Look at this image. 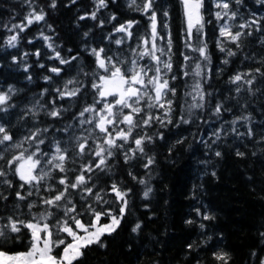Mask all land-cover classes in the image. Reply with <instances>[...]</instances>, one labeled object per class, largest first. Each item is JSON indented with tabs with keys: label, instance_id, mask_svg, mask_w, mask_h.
I'll return each mask as SVG.
<instances>
[{
	"label": "trees",
	"instance_id": "16d2710c",
	"mask_svg": "<svg viewBox=\"0 0 264 264\" xmlns=\"http://www.w3.org/2000/svg\"><path fill=\"white\" fill-rule=\"evenodd\" d=\"M51 2L0 0V92L9 96L6 103L0 105L6 109L0 111V125L17 142L36 128H47L40 135L45 141L40 149L48 153L47 157H40L44 162L42 166L47 170L46 160L54 154L59 142L62 149H68L66 172L52 169V178L43 181L39 193L33 190V195L25 201L16 199L15 192L20 190L21 182L10 173L8 179L12 180L13 188L0 185V193L8 197L7 201L0 199V216L13 215L24 220L38 216L45 210L40 198L62 190L63 186L57 183L62 176L74 182L81 165L92 164L97 159L92 150L97 143L103 144L104 134L95 129L94 123L81 124L80 121L98 117L95 112L79 116L85 107L99 99L92 83H99V74L103 73L96 68L92 49H104L102 57H113V63L123 61L121 66L125 69H131V62L136 60L139 66L152 69L148 72L151 77L155 62L148 55L140 59L137 53L152 49L150 16L154 11L155 46L164 50L163 56L159 51L156 55L172 65L170 71L164 70L169 87L176 89L175 96L167 93L165 97L172 100V110L165 117L163 109H148L146 102L141 101L144 111L137 120L151 114L160 116L164 123L153 119L149 126L134 128L127 143L117 140L123 147L112 149L107 167L100 170L93 164L94 170L85 173L84 187H92L91 195L83 188L68 190L76 213L87 226L94 220L88 211L89 205L96 211H110L120 216L121 204L111 191L113 184L127 193V205L119 226L101 237L105 246L92 244L81 249L83 256L73 264H224L215 258L217 253L226 254L227 264H261L264 261V3L202 0V19L193 26L189 36L181 0H154L147 13L130 7V0H106L107 7L101 9L96 8V0H75V3L56 0L55 7L50 6ZM136 2L142 7L146 0ZM224 3L229 5L227 9L216 6ZM94 11L96 18L92 19ZM32 12H43L44 19L34 21L22 32L13 27L26 24V17ZM217 12L222 14L219 20ZM232 13L235 17L229 18ZM81 16L85 18L80 19ZM253 20L257 23H251ZM128 21L133 22L128 30L131 36L115 30ZM246 22L249 27H239ZM224 25H228L232 33H243L239 46L221 36ZM41 33L50 37L47 43ZM12 35H17L15 47L7 43ZM116 40L122 43L117 45ZM48 43L53 45L52 49ZM201 47H205L207 59L200 55ZM228 50L235 55L229 56ZM56 52L70 63L61 64L53 58ZM185 56L189 59L185 60ZM197 64L200 65L199 76L195 75ZM160 66L163 68L162 64ZM54 67L60 69L59 74L50 71ZM94 72L97 74L93 75ZM236 75H241L242 79L233 83ZM173 76L176 79H171ZM45 77L50 79L45 80ZM69 80L73 83L67 85L68 89L80 88V92L60 98L57 89L65 90ZM249 80L251 84L247 83ZM197 82L204 93L203 101L194 90ZM9 88L13 91L9 92ZM113 99L108 97L109 101ZM193 103H202L203 107L193 108ZM218 104L221 111L216 113ZM102 107V103L95 105L97 110ZM54 108L61 110L57 117L48 114ZM123 111L127 113L129 109ZM182 117L188 123L181 122ZM118 127L123 129L126 125ZM109 130L115 132L111 126ZM143 136L152 139L144 141L143 153H133L135 139ZM74 137L88 138L83 156L78 155ZM4 147L0 145V151ZM24 149L33 152L35 144L24 143L21 149L4 152L0 167L7 170L6 159ZM125 152L132 157L127 162ZM149 158L153 163L146 168ZM141 179L144 184L139 182ZM49 185L54 191L44 190ZM149 187L152 191L145 198L143 193ZM27 190L26 186L22 194L27 196ZM96 193L107 203H98ZM29 202L37 205L31 213L27 207ZM49 210L54 212L50 223L55 224L63 217L62 209ZM110 218L102 215L100 222H108ZM137 223L141 227L133 232ZM72 227L78 230L75 225ZM59 238L65 243L72 241L66 233H60ZM27 246L28 240L24 239L23 243L9 242L5 250L23 252ZM62 248L63 245L54 248L53 252L59 255Z\"/></svg>",
	"mask_w": 264,
	"mask_h": 264
},
{
	"label": "snow or ice",
	"instance_id": "6c2138e0",
	"mask_svg": "<svg viewBox=\"0 0 264 264\" xmlns=\"http://www.w3.org/2000/svg\"><path fill=\"white\" fill-rule=\"evenodd\" d=\"M237 3H240V0H236ZM258 2L264 3V0H258ZM75 3V0H73ZM154 0H146L143 3L142 7L137 4L136 0H130L129 6H135L136 10L142 11L144 13L149 12L152 8V4ZM181 4L184 8L185 17L188 23V35L190 36L191 30L194 24H200L202 19L201 17V8H202V0H181ZM51 7L56 6V0H52ZM217 7H223L227 9L229 5L224 3L223 5L217 4ZM107 7L106 0H96V8L101 9ZM167 15V13H165ZM224 15H228V13H224ZM235 13H232L229 18H234ZM85 17L81 16L80 19H84ZM91 18H96V12L91 13ZM216 18L219 20L222 18V14L220 12L216 13ZM44 19V13L36 14L35 12L29 13L28 17H26V24H18L14 25V28H18L21 32L24 31L25 27L31 25L34 21L38 22ZM114 20L115 17L113 16ZM150 20L152 22V39L153 45L151 50H146L143 52H138L140 59H143L145 55L151 57V59L155 62L156 67L154 71V75L148 77V72L152 71L151 68L141 67L138 65L136 60H133L131 63L133 67L131 69H125L121 65L123 61H118L113 63V57H102L101 53L104 49H92L91 54L96 59V68L97 70H102L103 74H99V83L93 81L92 88L98 95L99 99L94 101V105L85 107L80 113L79 116L83 117L85 113L95 112L98 117L95 120L87 119L81 120L80 123H88L95 125V129H98L100 133H103V144H96V148L92 150V154L97 158L92 164L89 165H81L80 174L75 177V181H69L68 177L62 176L57 183L63 186L62 190H55L56 194L49 197H41L40 201L45 206V210L41 212L38 216L32 215L31 219L24 220L20 219L18 216L9 215L8 217L0 216V264H73V261L78 260L81 256H83V252L81 249L90 246L92 244H98L100 247H104L105 245L101 241V237L107 233L111 234L115 231L116 227L120 224V219L123 218V214L125 212V208L127 205V201L125 200L126 192L121 191L116 184L112 185L111 191L115 194L117 201L120 202V217L112 215L110 211L102 212L96 211L92 208L91 205L88 207V211H90L94 217V220L86 227L80 220L79 214L76 213V207L72 203V200L68 196L69 189H77L83 188V191L92 194V187H84L87 183L85 179V173L92 172L94 167L96 169L103 170L107 167V159L113 155V148H122V144H118L117 140L128 142L129 137L133 133V129L140 126H149L150 122L155 119L159 121L161 124L164 123V120L160 116H153L151 114H147L146 118L142 120H137L136 117L140 116V114L144 111L142 107H140L141 101L146 102V107L148 109L159 108L163 109L164 116L167 117L172 110V100L165 99L167 93H171L173 96L176 95V89L169 87V80L165 78L166 71H170L172 65L168 61H162L160 56L156 55V52L159 51L161 56L164 55L163 49H157L155 46V38L157 36L156 32V13L153 11ZM103 23V22H101ZM251 23L255 24L257 21L253 20ZM132 21H128L125 24H121L115 30L117 32H124L131 36V33L128 31L132 28ZM249 23H244L239 25L240 28L249 27ZM11 30V29H10ZM199 30V29H198ZM221 36H226L231 42L237 43L242 32L237 31L232 33L229 30L228 25H224L221 27ZM250 34V33H249ZM43 36V33H41ZM85 36L88 33L84 34ZM43 39L47 43L50 39L48 36H43ZM17 41V35H12L8 37L7 43L11 47H15V43ZM121 40H116V44H121ZM144 43H147L145 40ZM47 46L49 49L53 48V45L48 43ZM220 46V45H218ZM206 47V46H205ZM205 47H201L198 49L200 55L207 59L205 53ZM171 49V41L169 40V51ZM221 51H225V49L220 46ZM137 50L133 49V52ZM227 54L229 56L235 55L234 52L228 50ZM39 56V52L36 53ZM58 59L61 64L70 63V61L62 59L60 57L59 52L55 53L53 57ZM185 60L189 58L187 56L184 57ZM73 60L76 57L72 58ZM15 61V57L13 58ZM227 63V60L224 61ZM163 65V68L160 65ZM27 71V68L25 69ZM51 72L59 74V68H51ZM259 71V69H257ZM87 75V73H85ZM97 73H93L96 75ZM188 73L185 72V75ZM196 76L200 75V65H196ZM147 77V79H146ZM49 77H45V80H49ZM171 79H176L175 76L171 77ZM242 79L241 75H236L232 78V82L236 83ZM73 81L69 80L65 85V90L61 91L57 89L58 95L60 98L65 96H75L80 92V88H74L69 90L67 85L72 84ZM247 83L251 84L252 81L249 80ZM201 84L197 82L194 85V90L199 96L200 100L203 101L204 93L200 91ZM13 90L9 88V92ZM239 91V89H237ZM108 97H113L112 101L108 100ZM9 99V96L6 93L0 92V105H4L6 101ZM195 101V97H193ZM38 103V102H37ZM103 104V107L100 109H96V104ZM193 108L203 107L202 103H193L191 105ZM123 109H129L127 113L123 111ZM6 109L0 108V111H4ZM31 111V110H29ZM59 109H53L48 114L51 117H57L60 115ZM216 113L221 111V106L218 104L216 106ZM122 117V118H121ZM171 123V120H168ZM181 122L188 123L187 120L181 118ZM119 124H125L126 128H119ZM109 126L115 129V132L109 130ZM46 132L47 128L39 129L36 128L33 131H30L29 135L24 137L22 141H15L13 135H11L8 130L0 125V145L5 146L2 151H0V160H4V152H7L9 149H21L23 148L24 143L32 142L35 144V151L28 152L27 149L19 152V154H13L10 158L6 159V168L0 167V185H7L9 188H13L12 180L8 179L9 174L11 173L13 176L17 177L21 182L19 185L20 190L15 192L16 199L18 201H25L28 196L33 195V190L36 193L40 191V185L46 179L52 178V169H57L60 172H66L65 161L68 159L67 148H61L59 142L56 143L54 148V154L51 155L46 160L47 170L42 166L41 156H48V153L43 152L40 149V145L44 144V139L40 138L41 132ZM64 131H67L65 129ZM91 135V132L89 133ZM249 135H251V131H249ZM76 141V148H78V155L83 156L85 153L86 145H87V137H74ZM83 139V142H80ZM150 136H143L135 139V149L131 151L134 153L139 151L143 153L144 149L142 147L145 140L151 141ZM107 145V147H104ZM217 156H220V153H216ZM237 155H243V153H237ZM132 157L125 152V162H127ZM153 163V159L149 158L145 167L147 168L149 165ZM215 175V173H213ZM90 179V177H89ZM135 179V177H134ZM141 184H144L145 181L141 179L139 181ZM27 186V196L22 194L23 190ZM45 191H54L51 185L44 189ZM152 189L149 187L143 193L144 197L147 198ZM96 201L99 203L103 201V197L100 193H96ZM0 199L7 201L8 197L0 193ZM107 203V201H103ZM36 202H29L27 207L29 209V213L31 210L35 208ZM17 208L20 207L19 204L16 205ZM49 209H62L63 217L56 220L55 224L50 223V218L54 216V212ZM76 213L75 215H73ZM102 215L111 216V223L106 225H98L100 218ZM6 219V222H3ZM204 219H210L209 216H204ZM191 223V221H189ZM75 225L76 229H79L84 233V235H79L77 231H75L72 227ZM141 225L137 223L132 231L136 232L140 229ZM203 227V225H201ZM23 230H27L24 232ZM60 233H66L68 236L72 237L71 243H65L63 239L59 238ZM264 235V233H262ZM28 240L27 250L23 252H15L11 253L8 250H5V245L9 242L13 244L23 243V240ZM63 245V251L59 255L53 254L54 248H59ZM191 247V245H189ZM215 258L219 261H223L224 264H227L226 254L217 253ZM264 264V261L261 262Z\"/></svg>",
	"mask_w": 264,
	"mask_h": 264
},
{
	"label": "rangeland",
	"instance_id": "374dc122",
	"mask_svg": "<svg viewBox=\"0 0 264 264\" xmlns=\"http://www.w3.org/2000/svg\"><path fill=\"white\" fill-rule=\"evenodd\" d=\"M117 217H120V216H117ZM111 223V218L108 222H105V223H101L100 221L98 222V225H106V224H110ZM87 227V225H85ZM79 230V229H78ZM79 235H84L83 232H77ZM72 242V241H71ZM70 242V243H71Z\"/></svg>",
	"mask_w": 264,
	"mask_h": 264
}]
</instances>
